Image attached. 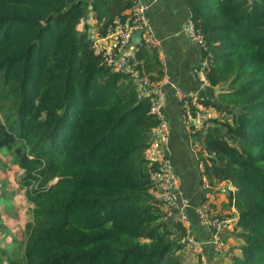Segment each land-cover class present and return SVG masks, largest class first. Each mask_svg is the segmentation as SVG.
<instances>
[{"label":"trees","instance_id":"obj_1","mask_svg":"<svg viewBox=\"0 0 264 264\" xmlns=\"http://www.w3.org/2000/svg\"><path fill=\"white\" fill-rule=\"evenodd\" d=\"M132 3L0 0V150L21 171L32 207L25 242L15 240L21 264L186 262V233L166 219L145 158L159 124L150 99L137 97L135 81L90 38L125 22ZM189 9L206 41L209 85L221 89L219 104L201 102L224 106L233 121L192 134L215 156L199 157L210 192L231 188L226 212L213 214L238 216L232 243L221 234L224 257L264 264V0H189ZM133 58L149 85L163 79L156 50L141 44ZM223 250L203 252L221 263Z\"/></svg>","mask_w":264,"mask_h":264},{"label":"built area","instance_id":"obj_2","mask_svg":"<svg viewBox=\"0 0 264 264\" xmlns=\"http://www.w3.org/2000/svg\"><path fill=\"white\" fill-rule=\"evenodd\" d=\"M147 9V5L142 0H133L125 22H116L113 28L109 29L104 36L92 35L90 38L95 52L102 56L105 63L112 66L116 72L128 75L135 81L137 97L139 99L144 97L150 99L149 114L154 116L159 124L148 142L145 158L151 182L157 188L160 200L165 204L166 219L170 218L173 223L181 225L186 233V246L194 253L200 254L203 252L204 247L208 246L213 253L218 254L223 250L221 234L237 225L238 216L235 214L225 220L213 217L212 206L207 201L211 188L203 175V162L199 159L201 156L211 158L213 155L202 145L201 139L196 138L192 141V152L196 157L204 196V201L200 203L195 211L201 227L210 236L209 239L206 237L204 241H200L190 235L191 224L188 216L190 205L187 200L178 199L177 197L180 189V179L166 155L169 126L163 113L166 98L161 89L162 80L149 85L142 65L134 61L133 55L126 51L131 43L132 35L137 31H141V44L156 50L163 65L159 42L154 37L152 28L148 25ZM181 32L187 41L198 50V60L194 66L193 74L198 82L208 86L210 64L208 58L202 55L203 52H206V41L204 35L195 28L191 15L186 19ZM174 95L181 106L184 125L188 129L191 125L195 127L193 134H198L202 127L210 122L222 121L228 125L233 122L226 111L203 104L197 93L189 94L175 90ZM233 212L235 213L234 210Z\"/></svg>","mask_w":264,"mask_h":264},{"label":"crops","instance_id":"obj_3","mask_svg":"<svg viewBox=\"0 0 264 264\" xmlns=\"http://www.w3.org/2000/svg\"><path fill=\"white\" fill-rule=\"evenodd\" d=\"M142 1L148 7L146 13L148 25L159 42L160 53L163 56L164 76L161 81V89L166 98L163 113L169 126L166 155L180 179L177 197L187 200L190 205L189 210L192 212L193 221L190 235L196 240L204 241L206 232L201 227L195 211L201 203L203 192L196 157L192 152V141L195 140L192 137L194 132L184 125L182 109L174 92L180 90L189 94L197 93L211 104H219L217 98L221 89L220 86L213 88L210 85H202L193 74L194 66L198 60V50L187 41L181 32L186 19L191 15L189 0ZM127 14L128 11L124 13L126 19ZM136 49L137 46L130 43L126 51L133 55ZM219 108L226 109L222 105H219ZM228 190L231 188L227 183H220L210 192L208 200L213 198L216 201L215 204L209 202L214 207L213 214L223 215L226 212L224 207L226 199L223 195ZM218 191L221 194L212 197L211 193ZM232 241V238H228V242L232 243ZM185 256L187 263L195 261L193 255L186 254ZM204 257L207 259V254Z\"/></svg>","mask_w":264,"mask_h":264},{"label":"rangeland","instance_id":"obj_4","mask_svg":"<svg viewBox=\"0 0 264 264\" xmlns=\"http://www.w3.org/2000/svg\"><path fill=\"white\" fill-rule=\"evenodd\" d=\"M21 174L18 168L11 164V158L5 154V150H0V261L2 264H11V261L22 263L20 246L16 241L22 244L25 242V226L31 221V204L26 201L24 189L19 188ZM211 195L214 197L216 194L213 192ZM207 201L216 203L213 198ZM224 236L233 237L230 230L225 231ZM227 251L228 248L225 247L221 254V263H218L213 257L207 261L204 252L196 254L191 249L190 251L186 249V254L193 255L195 261L185 264H228L226 261L228 258L224 257Z\"/></svg>","mask_w":264,"mask_h":264},{"label":"water","instance_id":"obj_5","mask_svg":"<svg viewBox=\"0 0 264 264\" xmlns=\"http://www.w3.org/2000/svg\"><path fill=\"white\" fill-rule=\"evenodd\" d=\"M90 10V7H89ZM89 10L86 12L84 20L86 21L89 18ZM141 31H137L132 35L131 43L134 44V46H139L141 44ZM195 124V123H194ZM212 158H215V156H212Z\"/></svg>","mask_w":264,"mask_h":264}]
</instances>
